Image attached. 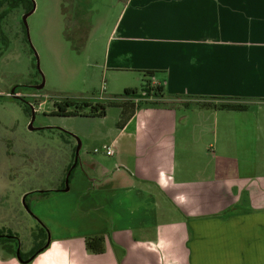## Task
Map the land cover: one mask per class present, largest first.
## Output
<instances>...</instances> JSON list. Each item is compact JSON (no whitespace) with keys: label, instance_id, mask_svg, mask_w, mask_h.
Segmentation results:
<instances>
[{"label":"crops","instance_id":"1","mask_svg":"<svg viewBox=\"0 0 264 264\" xmlns=\"http://www.w3.org/2000/svg\"><path fill=\"white\" fill-rule=\"evenodd\" d=\"M121 4L102 67L135 78L153 71L165 100L190 107L136 110L108 144L113 171L100 165L88 182L94 197L86 191L68 208L79 224L55 222L49 245L25 264H264V0ZM82 16L77 9L75 23L89 34ZM210 96L246 108L192 102ZM205 161L212 175H185ZM92 235L104 237L103 252L86 248ZM0 264L24 263L1 249Z\"/></svg>","mask_w":264,"mask_h":264},{"label":"rangeland","instance_id":"2","mask_svg":"<svg viewBox=\"0 0 264 264\" xmlns=\"http://www.w3.org/2000/svg\"><path fill=\"white\" fill-rule=\"evenodd\" d=\"M33 4L27 17L29 40L22 18ZM121 5V0H17L14 6L5 3L1 8L6 14L0 22V232L13 234L23 253L33 244L38 222L45 226L47 238L53 235L55 222L76 227L78 219L70 223L68 214L74 198L86 191L94 193L95 187L88 182L98 178L100 165L113 171L114 157L105 153L104 146L118 131L121 107L109 105L104 115L93 116L90 107L83 106L78 109L80 114L59 115L56 103L66 98L103 100L96 99L103 86L106 97L119 98L126 86L140 87L144 82L143 77L135 78L136 73L118 74L101 64L106 35ZM77 9L93 24L89 34L75 23ZM42 76V87L35 89ZM147 78L152 82L151 76ZM15 91L21 97L16 98ZM30 105L35 110L33 130L28 129ZM189 107L178 105L177 109L181 113ZM206 124L212 130L213 117ZM206 135L211 138L210 133ZM75 137L81 142L80 162L64 191ZM198 145L204 152L203 145ZM208 159L211 165L218 160ZM206 163L194 173L184 174L212 175ZM114 175L104 184L113 185ZM39 190L49 191L43 194ZM29 192L26 209L22 198Z\"/></svg>","mask_w":264,"mask_h":264},{"label":"trees","instance_id":"3","mask_svg":"<svg viewBox=\"0 0 264 264\" xmlns=\"http://www.w3.org/2000/svg\"><path fill=\"white\" fill-rule=\"evenodd\" d=\"M17 0H0V22L6 14V9H1L2 6L7 3L9 7H12L16 4ZM143 83L140 87H126L124 89L123 95L120 96L121 100H90L87 98H66L62 102L56 103L58 110L56 111L59 115H73L80 114L78 109H81L83 106L90 107V115H104L105 109L109 105H115L121 107V112L119 119L117 121V127L121 128L125 122L134 114V112L140 108L145 107H161V108H174L178 105L189 106L188 102H177L174 100H165L163 96V86L156 84L153 85L147 77L152 76L153 71H144L143 72ZM193 104L201 108L212 109V110H234V111H243L246 108V104L237 102L235 98L232 97H194ZM234 100V101H233ZM72 107L73 109H69ZM76 166V165H75ZM70 168V165L67 167V171ZM74 168V167H73ZM69 174V179L71 174ZM49 190H44L43 194L47 193ZM46 229L45 226H41L36 235L38 243L33 249V253L43 245L45 238ZM12 237V236H11ZM13 238V237H12ZM13 239H0V242L11 241ZM86 248L94 253H101L105 250L104 246V237L102 235H92L85 237ZM22 258L23 256L20 253Z\"/></svg>","mask_w":264,"mask_h":264},{"label":"water","instance_id":"4","mask_svg":"<svg viewBox=\"0 0 264 264\" xmlns=\"http://www.w3.org/2000/svg\"><path fill=\"white\" fill-rule=\"evenodd\" d=\"M33 10H34V4H33L32 8H31L27 13H25V14L23 15V18H22V19H23V24H24V26H25V28H26L27 38H28L29 40H30V38H29V30H28V25H27V17H28L29 14H31V13L33 12ZM35 57H36V66H37V68H38V70H39V58H38V56H37L36 53H35ZM43 83H44V78H43V76H42V82L40 83V85H37V86H35L34 88H35V89H40V88L42 87ZM11 94H13V93H11ZM13 95H14L15 97L18 96V95H16V94H13ZM30 108H31V113H30L31 115H30V120H29V123H28V129L33 130V129H35V127L33 126V121H34V118H35V110H34V106H33V105H30ZM38 128H41V127H38ZM72 136H74V135H72ZM75 138H76V137H75ZM76 141H77V143H76V147H75V150H74V162L72 163V165H71L70 168L68 169L67 174H66V176H65V181H64L65 186H64V189H63L64 191H67V190L69 189V186H68L69 174H70V172H71V169L76 165V163H77V161H78V159H79V150H80L81 142H80V140H79L78 138H76ZM79 162H80V160H79ZM41 191H43V190H39V192H41ZM23 198H24V197H23ZM23 198H22V199H23ZM22 201H23V203H24V207H25L26 209H28L27 205H26L25 202H24V199H23ZM49 243H50V237L48 236V238H47L45 244H44L42 247H40V248L36 251V253L33 254V255H31L29 258H27V259H22L18 251H17V253H16V257H17V259H18L21 263H24V264H25V263H28V262H30V261L34 258V256H35L38 252H40L41 250L45 249V248L49 245Z\"/></svg>","mask_w":264,"mask_h":264},{"label":"flooded vegetation","instance_id":"5","mask_svg":"<svg viewBox=\"0 0 264 264\" xmlns=\"http://www.w3.org/2000/svg\"><path fill=\"white\" fill-rule=\"evenodd\" d=\"M33 88V87H32ZM17 92L15 91V93L14 94H16ZM16 95H18V94H16ZM19 97H21V95H18L16 98H19ZM31 115V114H30ZM74 150L75 149H73V152H72V154H71V161H70V166H71V164L74 162ZM79 160L80 159H78V161H77V163H76V165L78 164V162H79ZM65 180V179H64ZM63 180V181H64ZM64 184V183H63ZM55 190H61V189H59L58 187H56V189ZM44 191V190H43ZM43 191H41V193H43ZM31 192H29V193H26L23 197V199H24V202H25V204L27 205V207L29 206L28 204H27V202H26V196L28 195V194H30ZM22 199V200H23ZM41 226H43V225H41L40 224V222H38V230L40 229V227ZM46 229V228H45ZM37 233L38 232H35L34 234H33V244L31 245V247H30V250L28 251V252H26V253H23V252H21V250L20 249H17L18 247V245H19V243H18V241H17V239H16V237H14L13 236V234H9V233H5V232H0V239H13V240H11V241H5V242H0V245L2 246V250H8L9 252H11V253H13L15 256H16V253H17V251L19 252V254L21 253L23 256H25V258L23 257L22 258V256H21V258L22 259H27V258H29L31 255H33V254H35V253H33L32 254V252H33V249L36 247V243H38V240L36 239V235H37ZM13 238H12V237ZM46 240H47V230H46V234H45V238H44V241H43V245L45 244V242H46ZM42 245V246H43ZM41 246V247H42Z\"/></svg>","mask_w":264,"mask_h":264},{"label":"built area","instance_id":"6","mask_svg":"<svg viewBox=\"0 0 264 264\" xmlns=\"http://www.w3.org/2000/svg\"><path fill=\"white\" fill-rule=\"evenodd\" d=\"M151 84H153V85H156V84H154V83H151ZM102 91H101V95L99 96V97H97L96 99L97 100H99V98L100 99H109V100H121L122 98H113V97H106L105 95H104V93H105V86H103L102 87V89H101ZM104 150H105V153L107 154V155H110V154H112V152H113V150H112V148L110 147V146H104Z\"/></svg>","mask_w":264,"mask_h":264}]
</instances>
